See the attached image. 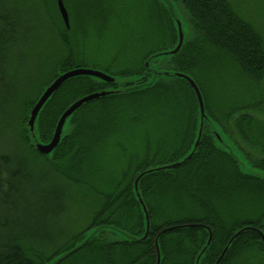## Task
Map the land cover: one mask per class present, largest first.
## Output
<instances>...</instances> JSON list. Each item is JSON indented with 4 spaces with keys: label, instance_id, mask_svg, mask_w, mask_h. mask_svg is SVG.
I'll use <instances>...</instances> for the list:
<instances>
[{
    "label": "trees",
    "instance_id": "16d2710c",
    "mask_svg": "<svg viewBox=\"0 0 264 264\" xmlns=\"http://www.w3.org/2000/svg\"><path fill=\"white\" fill-rule=\"evenodd\" d=\"M62 1L69 28L57 0H43L60 49H51L46 78L33 93H23L16 126L18 157H1L0 206L9 210L0 213V264H50L65 253L56 264H156L157 237L160 264H215L227 246L217 264H264V178L243 173L218 146L207 122L184 164L140 179L149 216L146 239L110 237L112 230L135 239L144 235L145 214L133 192L134 179L190 152L198 129V103L188 82L177 77H157L151 87L130 90L151 76L144 65L149 57L177 44L175 24L161 0ZM20 2L0 0V87L5 94L14 90L7 79L9 55L15 46L28 50L26 40L34 30ZM172 2L186 15L195 38L184 40L174 56L151 63L162 60L159 70L193 78L205 113L233 147L241 149L245 143L264 152V120L250 113H264V98L251 91L238 96L242 81H264L262 36L228 0ZM41 19L37 23L42 26ZM76 67L99 69L120 81L105 83L86 76L65 81L38 115L36 135L42 143L51 139L60 115L75 100L93 92L110 93L78 108L67 119L57 147L50 155L41 154L27 131L29 111L43 85ZM233 126L240 138H230ZM247 160L264 172V159ZM76 188L93 193L98 204L86 227L71 232L62 218L68 213L65 192ZM17 210L21 218L8 217ZM99 227L112 230H99L77 247Z\"/></svg>",
    "mask_w": 264,
    "mask_h": 264
},
{
    "label": "rangeland",
    "instance_id": "374dc122",
    "mask_svg": "<svg viewBox=\"0 0 264 264\" xmlns=\"http://www.w3.org/2000/svg\"><path fill=\"white\" fill-rule=\"evenodd\" d=\"M228 1L231 3L235 12L242 19L250 23L264 40V0ZM17 5L21 8V10L28 12L27 17L31 21V26L34 27V30H31L29 32L28 40H26L29 49L26 50L24 46H15V48L12 49V52L9 55L10 58L8 60V63L10 65L7 68L6 72L8 82L14 87V90L8 94H5V92H2L4 91V88L0 87L1 163L3 161L1 157H8L10 159L18 157L19 154L17 153V150L19 153L20 151L16 126L18 127V118L20 117L22 110L20 102L22 100V97L24 96L23 93L26 91H29V94L33 93L35 86L46 78L48 67L47 63L49 57L51 56V49L54 48L56 50H59L61 45L60 41L57 38V35L52 30L49 24V8L43 2V0H27L26 3H22L21 0V2ZM177 7L179 11H181V8L178 4ZM181 14L182 20L185 22V27H183L185 40L192 41V39L195 38V34L188 25V19L186 15L182 11ZM176 15H178V12H176ZM39 17L42 18L41 21L43 20L42 26L40 21L39 23H37ZM20 57L22 60H20ZM162 62V60L156 61L154 63H151V66L153 68L159 69ZM41 71L42 73H40ZM39 73L40 77L37 76ZM150 79H152V75L149 76L147 81H150ZM234 79L236 78L234 77ZM49 83L43 85L42 88H44ZM229 83L232 84V82ZM239 86V97L249 96L251 91L257 97L264 98V81L252 85H248L245 81H242V84H240ZM242 100H244V98H242ZM250 113L253 114L254 118H260L264 120V113L257 110H251ZM255 123L258 125L257 121H255ZM230 138H240L236 133L234 126L230 129ZM233 151L238 157L244 171L247 170L254 173L258 172L257 169H249L247 164L250 165V163L247 160V156H252L256 159H264V152L260 151L259 149L250 147L245 143H243L241 149L235 147ZM261 174L264 175V173ZM44 186H47V184ZM89 192L86 194V191L80 188H76L73 191L68 190L65 192L66 201L68 203V213L65 214V216L62 218V221H64L68 228H71V232L81 231L86 227L90 214L95 210L94 205L96 207V205L98 204V200L96 199V197L93 195V193L91 195V192ZM71 197H73L72 203H70ZM243 205L244 204L240 203V211ZM25 206L26 205L23 203L20 210H24ZM8 210L9 209L5 208V206H0V213H2L3 215L6 214ZM8 217H10L11 219L21 218L22 214L19 212V210H17L9 213ZM102 230L110 231V229L108 228ZM1 236H3V232L0 229V237ZM66 236H68V234ZM110 237L113 240H119L125 238V235L120 231H113L110 234Z\"/></svg>",
    "mask_w": 264,
    "mask_h": 264
},
{
    "label": "water",
    "instance_id": "95a60500",
    "mask_svg": "<svg viewBox=\"0 0 264 264\" xmlns=\"http://www.w3.org/2000/svg\"><path fill=\"white\" fill-rule=\"evenodd\" d=\"M164 5L167 7L173 22L175 24L176 27V31H177V44L175 45L174 48L167 50V51H163L160 52L158 54H155L151 57H149L146 61H145V68L146 70L151 73L152 75V79H150V81H146L145 83L138 85V86H134L132 88H130V90H142L144 88H148L151 87L152 85H154L156 78L157 77H177V78H181L184 79L188 82V84L191 86L192 90L194 91V94L196 96L197 99V103H198V111H199V119H198V129H197V134H196V139L194 141V145L192 147V149L190 150V152L188 154H186L182 159L171 163V164H167V165H163V166H159L156 168H150V169H146L142 172H140L136 178L134 179L133 182V192L134 195L136 197V199L139 201V203L142 206V210L145 214V233L141 238L135 239L125 233H123L125 235V238L123 239H134V240H139V241H143L146 239L147 234H148V229H149V216L147 213V209L146 206L141 198V194L139 191V181L142 177L151 174L153 172L156 171H160V170H170L174 167H177L181 164H184L195 152L197 145L199 143V139L200 136L202 134V129L204 126V123L207 122L208 125H210L211 130L214 134V137L217 140V144L218 146L225 151L226 153H228L230 156H232V158L237 162V164L240 167V170L245 173V174H249L255 177H260V178H264V175H262L261 172L258 170L257 173H254L252 171H247V170H243L242 165L238 159V157L236 156V154L234 153V147L231 143H229L226 139V137L221 134L219 132V130L217 129V127L215 126V124L208 118L207 114L205 113V106H204V100H203V96L202 93L197 85V83L193 80V78H191L189 75L185 74V73H181V72H173V71H161L157 68H153L151 66V62L157 59H161V58H169L171 56H174L177 52H179V50L181 49L184 40H185V36H184V30L183 27H185V22L182 20L181 14L179 13V9L177 7V5L172 2V0H161ZM175 7H174V6ZM57 7H58V11L60 13V16L66 26V28H69V16H68V12L67 9L65 8L63 1L62 0H57ZM176 8V9H175ZM176 12H178V15H176ZM81 76H86V77H90L94 80H98L101 82H105V83H112V82H119L120 80L118 78H115L113 76H111L110 74L103 72L102 70L99 69H95L92 67H76L73 68L71 70H68L66 72L60 73L57 75V77L51 82L49 83L47 86H45L43 88V91L41 93V95L38 97V99L36 100V102L34 103V105L31 107L30 111H29V115H28V119H27V131L29 133V137H30V141L31 144L36 148V150L44 155H50L52 153V151L57 147V145L59 144L64 132H65V125L67 122V119L78 109L80 108L83 104L90 102L92 100L98 99L100 97L106 96L108 95L110 92H93L87 95H84L82 97H80L79 99L75 100L70 106H68V108L60 115L53 135L51 137V139L47 142V143H42L38 140L37 135H36V121L38 118V115L40 113V111L42 110V108L44 107V105L47 103V101L51 98V96L53 95V93L67 80L71 79V78H76V77H81ZM127 82H133L135 81V78H128L126 79ZM247 162V161H245ZM247 164V163H246ZM249 169H253L249 164H247ZM107 227H99V228H95L93 230H91L88 233V236L85 238V240L83 242H81L80 244L77 245V247L82 246L91 236H93L94 234H96L99 230L105 229ZM110 230H112L111 228H108ZM112 231H118V230H112ZM121 232V231H120ZM260 235L262 237V240L264 241V234L260 232ZM158 238V237H157ZM157 238L155 240V246H156V253H157V261L156 264H160L161 261V256H160V251H159V246H158V242H157ZM211 241V232L209 235V239L207 241V244H209ZM76 247V248H77ZM228 247V246H227ZM227 247L223 250V252L221 253V255L219 256V258L217 259V262L215 264H217L220 259L222 258L223 254L226 252ZM206 247L201 251L199 257L203 254V252L205 251ZM68 253L62 254L60 255L58 258H56L55 260H53L52 263L50 264H56L58 261H60L62 258H64L65 256H67Z\"/></svg>",
    "mask_w": 264,
    "mask_h": 264
}]
</instances>
